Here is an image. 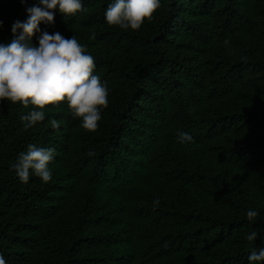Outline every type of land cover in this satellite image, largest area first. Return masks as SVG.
<instances>
[{
	"label": "trees",
	"instance_id": "1",
	"mask_svg": "<svg viewBox=\"0 0 264 264\" xmlns=\"http://www.w3.org/2000/svg\"><path fill=\"white\" fill-rule=\"evenodd\" d=\"M111 2L82 0L75 16L56 10L54 25H39L94 57L109 90L95 131L66 102L31 128L20 116L33 106L0 102V254L6 264H249L264 248V0H160L138 30L107 24ZM32 6L42 5L0 0V43ZM29 144L55 149L47 183L11 168Z\"/></svg>",
	"mask_w": 264,
	"mask_h": 264
},
{
	"label": "clouds",
	"instance_id": "2",
	"mask_svg": "<svg viewBox=\"0 0 264 264\" xmlns=\"http://www.w3.org/2000/svg\"><path fill=\"white\" fill-rule=\"evenodd\" d=\"M40 5L26 8L28 18L12 24L11 41L0 43V102L7 100L13 104L20 102L26 108L33 106L20 116L25 128L45 120L46 106L66 102L72 117L79 118L84 129L95 131L102 110L108 106L109 90L94 74V57L75 35L65 38L59 32L50 34L39 27L41 23L54 25L56 10L65 21L66 17L83 11L82 0H40ZM159 6L160 0H113L107 6L105 20L108 25L123 30H138L145 19H152ZM35 33H40L38 46L31 42ZM92 38H95L94 33ZM49 123L53 129L60 128L61 122L54 118ZM177 138L180 143L192 140V136L184 131H178ZM54 158V148L29 144L11 168L22 183H28L32 175L47 183L52 179L49 164ZM158 203V200L154 201V204ZM246 216L252 222L259 213L249 209ZM259 231L248 233L245 239L254 241ZM248 261L249 264H264V248L252 251ZM0 264H6L2 254Z\"/></svg>",
	"mask_w": 264,
	"mask_h": 264
}]
</instances>
